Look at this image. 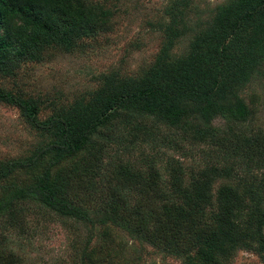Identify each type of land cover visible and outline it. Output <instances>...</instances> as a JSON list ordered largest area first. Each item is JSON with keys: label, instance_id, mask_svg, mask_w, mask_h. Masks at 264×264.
Wrapping results in <instances>:
<instances>
[{"label": "trees", "instance_id": "obj_1", "mask_svg": "<svg viewBox=\"0 0 264 264\" xmlns=\"http://www.w3.org/2000/svg\"><path fill=\"white\" fill-rule=\"evenodd\" d=\"M112 1L0 0V75L111 31ZM165 13L150 66L100 75L45 119L40 100L0 88V102L42 137L28 154L0 158L1 239L30 233L38 217L87 229L72 230L73 264H137L113 228L183 264H231L238 250L264 259V127L255 126L257 95L241 94L254 82L264 92V0L205 10L174 0ZM198 146L213 160L188 171L183 160ZM1 239L0 264H22Z\"/></svg>", "mask_w": 264, "mask_h": 264}, {"label": "rangeland", "instance_id": "obj_2", "mask_svg": "<svg viewBox=\"0 0 264 264\" xmlns=\"http://www.w3.org/2000/svg\"><path fill=\"white\" fill-rule=\"evenodd\" d=\"M174 0H113V28L96 37L78 42L72 51L58 47L48 49V59L43 62H26L20 65L16 75L2 77L0 88L26 98L41 102L39 117L47 118L60 106L70 105L76 98L86 96L97 88L100 75L111 70L121 75H136L150 66L158 54L163 33L160 23L167 21L165 10ZM228 0H194L198 9L205 10ZM189 39H183L176 46L175 54L186 52ZM263 88L254 82L245 87L241 94L246 100L257 95L258 113L255 126L264 127ZM42 140L40 132L33 129L20 110L0 102V158L10 159L24 156ZM193 156L183 163L190 171L198 162L213 160L209 147L191 148ZM167 154H171L167 151ZM173 155V154H172ZM239 174L241 168H238ZM224 180L215 183V189ZM29 220L30 233L20 235L8 231L1 239L3 247L14 250L22 259V264H73L71 239L72 230L84 236L87 229L69 222V229L57 221ZM30 219V218H29ZM110 226V225H109ZM100 227L97 228L100 231ZM130 248L128 254L139 257L137 264H183V260L167 255L154 247L132 240L124 232L115 230ZM97 231V232H98ZM1 233V231H0ZM4 242V243H3ZM231 264H264V259L256 253L238 250Z\"/></svg>", "mask_w": 264, "mask_h": 264}]
</instances>
